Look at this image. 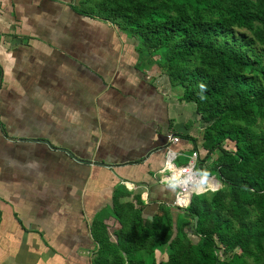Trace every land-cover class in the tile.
<instances>
[{
    "label": "crops",
    "instance_id": "crops-1",
    "mask_svg": "<svg viewBox=\"0 0 264 264\" xmlns=\"http://www.w3.org/2000/svg\"><path fill=\"white\" fill-rule=\"evenodd\" d=\"M92 2L0 0V264L108 258L114 203L175 213V189L156 178L168 133L178 150L202 148L190 106Z\"/></svg>",
    "mask_w": 264,
    "mask_h": 264
},
{
    "label": "trees",
    "instance_id": "trees-1",
    "mask_svg": "<svg viewBox=\"0 0 264 264\" xmlns=\"http://www.w3.org/2000/svg\"><path fill=\"white\" fill-rule=\"evenodd\" d=\"M120 1L126 3L123 9L128 8L130 12L120 15L122 21L116 22L122 30H129L143 43L149 42L151 36L157 38L155 45L175 40L176 47L166 49L163 65L170 79L184 86L186 100L206 106L213 99L232 92V104L224 108L221 122H214L206 129L202 146L208 153L215 149L221 151L215 175L238 197L230 205L219 189L210 198L206 195L209 191L192 197L183 214L189 217L185 234L194 242L178 236L171 238V216H178L180 209H176L177 214L168 209L152 219H143L132 205H126L130 212L125 213V205L114 203L113 212L120 224L117 242L99 248L98 258H108L93 264H144L136 257V249L151 252L157 244L164 243L169 248L167 260L158 264H252L249 258L257 264L261 260L260 240L264 238V137L257 136L252 126L256 114L264 113V62L260 57L250 61L240 48L220 47L218 51L216 46L223 44H216L213 36L225 32L229 25H238L249 30L254 40L264 47V0ZM96 8L98 14L112 21L107 14L110 9L103 0ZM165 11L174 12V21L164 23L160 31L157 19L170 17L168 13L163 14ZM196 50L200 51L202 63L189 67ZM207 68L217 74L213 83L202 89L200 85L208 76ZM249 72L259 74L261 85L246 83L245 74ZM226 139L234 142L235 149L221 145ZM253 203L260 214L246 221L251 215L248 205ZM234 221L238 222L239 229L231 233Z\"/></svg>",
    "mask_w": 264,
    "mask_h": 264
},
{
    "label": "rangeland",
    "instance_id": "rangeland-1",
    "mask_svg": "<svg viewBox=\"0 0 264 264\" xmlns=\"http://www.w3.org/2000/svg\"><path fill=\"white\" fill-rule=\"evenodd\" d=\"M100 0H94L90 4V8L93 10H96V6L99 4ZM103 4L106 5L112 12L109 10L107 12L108 17L112 20V22L116 25L117 21H122V18H120V15L130 13L128 12V8L123 9V7L126 5L125 2L120 0H103ZM168 13L170 17L166 20L162 19L163 17L158 18L157 20L161 30H163V25L168 24L170 21H174V12L171 11H165L163 14ZM118 14V15H117ZM127 14V15H128ZM120 30H122L119 25L117 26ZM125 35L129 37L130 44L134 45V47L138 51L139 57H141L142 61V67L146 69V73L148 76L155 80L156 78L163 76L164 79H167V82L164 84H160L162 87L165 86L164 90L166 91L168 96H177L178 100L184 104H187L190 106L191 112L194 115L193 119H190L187 121L186 124L190 123L191 125L196 123V134L193 138L195 140L194 144H200L202 146L203 136L206 129L214 122L218 123L223 120V112L224 108L230 106L232 103H230L232 92L228 91L225 95L217 97L210 101L206 106L202 105L199 106L196 102L191 100H186L184 97V91L185 88L181 83H178L176 80H171L168 76L165 67L163 65V60L165 57L166 49L168 48H175L176 43L175 40H171L166 45L159 44L155 45V41H157L155 36H151L150 38L151 43L149 42H142L138 38H136L133 34L130 33L129 30H122ZM152 39H154L152 41ZM213 40L216 44H223L220 46H216V49L219 51L220 47L222 49H235L240 48L241 51H245L247 56L249 57L250 61H253L255 57H260L262 61L264 62V47L259 44L256 40H254L253 34L247 30L246 28L240 27L238 25H229L228 29L225 32L216 33L213 36ZM200 63V51L196 50L194 55L192 56L191 62L188 64L189 67H194L201 65ZM217 72L215 70H212L211 68H207V78L205 77L202 80L203 85H211L213 83V80H215V75ZM245 80L246 83L251 82L252 84L258 86L261 85V79L259 77L258 73L249 72L245 74ZM245 83V82H244ZM245 83V84H246ZM252 129L255 131L257 136H263L264 137V113H258L256 114V121L252 126ZM192 139V140H193ZM224 146V148L233 150L235 149L234 142L226 139L221 144ZM203 147V146H202ZM205 149V148H204ZM221 154V151L219 149H215L213 152L208 153L207 150H202V155H204V160L208 161L206 162V167L204 169L197 167V169L200 171V174H204V170H207L210 176L215 175V168L217 166V163L219 162V156ZM187 158L184 156H180L177 159V163L184 164L186 163ZM217 177V176H216ZM218 179V178H217ZM219 180V179H218ZM221 183V186L218 188L223 196L224 201L230 205V203L238 197L236 193L231 192V190L224 185V183L219 180ZM217 189V190H218ZM207 197H211V194L213 193L212 190H208ZM211 191V192H210ZM216 191V190H215ZM251 215L250 218L246 221L254 220L259 214L260 211L258 209V206L253 203L248 205ZM174 211H177L176 207H174ZM225 214L227 215V211H225ZM179 216V218H178ZM178 216L172 214L171 216V224L169 228V232L171 233V238L178 236L182 240H190L187 238L185 234V227L189 223V217L184 216L183 209L179 210ZM165 225V224H164ZM239 229V225L237 221L233 222L231 233H234ZM170 238V239H171ZM194 242V240H190ZM262 244V251L259 252L261 256L260 262H256L257 264H261L264 262V238H261L260 240ZM234 251H238V248H235ZM169 248L166 243L164 244H157L153 251H149L146 249H136V257L141 259L144 264H148L150 262H154L155 264H158L161 261H166L168 256ZM221 252V249L219 250ZM217 255L218 251H216ZM249 261L254 264V261L252 258H249Z\"/></svg>",
    "mask_w": 264,
    "mask_h": 264
},
{
    "label": "built area",
    "instance_id": "built-area-1",
    "mask_svg": "<svg viewBox=\"0 0 264 264\" xmlns=\"http://www.w3.org/2000/svg\"><path fill=\"white\" fill-rule=\"evenodd\" d=\"M180 140L179 135H176L173 132L168 133L167 144L163 147V166L157 173L156 178L160 183L167 184L166 182L170 181L174 175L178 176L179 186L175 188L171 205L184 210L190 205L192 197L194 195H198L196 191L201 174L197 169V164L202 150L205 149L201 146V150L196 147L191 149L189 153H185L184 151L175 148V146L179 144ZM181 155L187 158V161L184 164L177 163V159ZM209 180L213 181V184L211 185L215 187V190L221 186V183L217 179L216 175L209 176ZM208 190L211 189L201 190L199 194L207 192Z\"/></svg>",
    "mask_w": 264,
    "mask_h": 264
},
{
    "label": "clouds",
    "instance_id": "clouds-1",
    "mask_svg": "<svg viewBox=\"0 0 264 264\" xmlns=\"http://www.w3.org/2000/svg\"><path fill=\"white\" fill-rule=\"evenodd\" d=\"M200 87L203 89L205 88V85L201 84ZM209 176L210 174L208 173V171L204 170V174L201 175V178L197 185V191H196L197 194H199L201 190H206V189L215 190V187L210 184ZM166 183L168 187L175 189L179 186V178L178 176L174 175L171 178V180L167 181Z\"/></svg>",
    "mask_w": 264,
    "mask_h": 264
},
{
    "label": "bare ground",
    "instance_id": "bare-ground-1",
    "mask_svg": "<svg viewBox=\"0 0 264 264\" xmlns=\"http://www.w3.org/2000/svg\"><path fill=\"white\" fill-rule=\"evenodd\" d=\"M210 184H213V181L210 180Z\"/></svg>",
    "mask_w": 264,
    "mask_h": 264
}]
</instances>
